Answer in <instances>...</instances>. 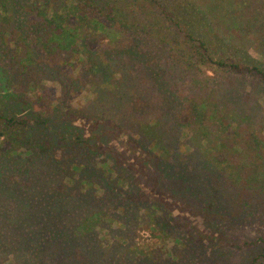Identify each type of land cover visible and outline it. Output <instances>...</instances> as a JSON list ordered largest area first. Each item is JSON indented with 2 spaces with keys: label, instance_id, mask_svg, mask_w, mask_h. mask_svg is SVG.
Masks as SVG:
<instances>
[{
  "label": "rangeland",
  "instance_id": "374dc122",
  "mask_svg": "<svg viewBox=\"0 0 264 264\" xmlns=\"http://www.w3.org/2000/svg\"><path fill=\"white\" fill-rule=\"evenodd\" d=\"M129 1L119 16L127 31L103 33L109 36L101 40L100 30L84 29L78 19L73 26L80 31L59 56L44 45L53 39L47 28L37 38L40 27L28 11L33 1L5 3L0 25L14 31L10 38L37 42L33 65L18 68L0 34V115L27 117L28 137L61 142L62 150L69 146L65 134L93 136V144L75 148L66 167L64 161L54 166L55 143L39 158L19 144L16 156L0 161L19 181L10 191L0 184V264H264V213L253 207L233 212L226 198L234 190H224L209 163L217 156L244 167L229 150L231 139L254 148L256 134L264 137V82L218 65H264V0ZM176 11L183 25L171 29L167 18ZM138 30L143 49L151 47V33L162 39L155 60L139 53ZM190 39L203 42L205 54L193 50ZM76 59L88 63L77 68ZM208 96L227 112L198 120L193 106L210 102ZM153 154L160 155L158 163ZM257 161L251 154L244 164ZM156 165L174 182L172 195L157 190ZM248 169L247 180L264 178ZM185 180L194 183L186 188ZM159 182L164 186L165 178Z\"/></svg>",
  "mask_w": 264,
  "mask_h": 264
},
{
  "label": "trees",
  "instance_id": "16d2710c",
  "mask_svg": "<svg viewBox=\"0 0 264 264\" xmlns=\"http://www.w3.org/2000/svg\"><path fill=\"white\" fill-rule=\"evenodd\" d=\"M8 1L4 2V0H0V15L7 14V8H6L5 3L9 4V6H14V4L10 2V0ZM31 1H33L34 6L32 7V9L28 10L29 13L33 11V14L30 16V18L32 20V23L38 22V26L40 27V30L39 29L37 30L38 32L37 38L39 39L40 37L39 33L44 32V29L47 28L48 30L45 34L49 36L51 34L53 39L51 43L45 42L44 45L48 46L49 44V46H51L50 51L54 52V54H58V56L62 55V53L65 52L64 50H68L71 48V45H72L71 43H72V40L75 38V34L78 32V30L80 31L78 27L73 26L74 22L78 19H79L78 20L79 25H81L84 29H87L93 26L95 30L96 29L100 30L99 32H102L101 37H100L101 40L106 39V37L109 36L106 34L104 35L103 33H113L112 35L115 36V34L117 33H121V32L124 33V30L125 31L128 30L124 27L125 23H123L121 19H119V16L123 15V10L128 7L129 2H130L129 0H60L59 2L58 0H31ZM59 7L63 8L62 9L64 10L63 14H60ZM180 13L179 11H176V13H174V15H176L175 17L177 18V15L181 16ZM174 15L173 13H171V15L169 14L167 18L168 19L167 22H169L170 24H171L170 21L173 22L171 26H169L171 29L172 28L177 29V27H179L180 25H183L180 18H177L175 21L172 20L174 18ZM205 15L208 16V14H205ZM194 20L197 21V13H196V16H194ZM191 21L192 20H189L190 24H191ZM134 30H137V29L134 28ZM0 31H1L0 34H3L2 39L5 41L4 42L5 55L8 56L11 64L14 67L19 65L18 68H27V67L30 68L31 65H33V63H31L32 60H29V58L33 56L31 47L34 46V42L37 39L35 40L34 38L31 37V40H29L26 37L25 38L21 37L22 41L14 40L13 38H10V36L12 35L11 32L13 30H7L6 27L3 25H0ZM186 31H187L186 34H188L189 38H193L192 33H194V31L191 30L192 33L187 29ZM136 32L138 33L140 32L139 36L136 38L138 42L137 49L139 53H144L146 55L145 61L150 62L151 59L155 60L156 55L160 56L157 50L161 52L160 50H162V48L165 47L160 41L162 39L159 36H157V34H153L154 32L151 33L150 36L148 37V41L151 42L152 45L151 47H146L143 49V44L146 43L143 41L145 40V37H142L140 35L142 33L140 30ZM5 35H8V36L5 37ZM109 38L111 39V37ZM47 40L48 39H46V41ZM192 40L190 39V41L193 43ZM1 42L2 40L0 41V43ZM199 44L197 45L193 43L192 49L197 51L199 54L200 52L205 54L206 49L203 46L204 45L203 42ZM145 45H148V44H145ZM41 51L43 50L41 49ZM42 53H44V51ZM22 60L24 63L22 62ZM74 62L77 68H80L82 65H86L88 63L87 60L80 61L79 59L74 60ZM218 65L224 68H227L237 74L251 75L253 78L257 80H262L264 82V65L255 60H250L248 64H239L237 62H228V63L220 62L218 63ZM208 97L210 101L211 96H208ZM226 109L227 107L225 106L219 109L217 104L214 101L208 102V100H205V103L204 101H202V103L197 102L193 106V111L195 113L194 116H196L195 118L198 120H200L204 116H205L204 120L212 116L215 117L214 111H216L219 114L226 113L227 112ZM31 114L33 118V119L31 118L32 120L37 122V124L39 125L40 124L43 125L47 130L49 129L50 126L49 125L47 126V122L45 118L42 119L38 116H35L32 112ZM155 122L157 123L158 120L155 119V121L152 123L155 124ZM30 124H31V121L27 117H23L21 119H15V118H6L0 115V161L2 160L3 162V160L11 159L12 157L16 156V150L18 151L17 147L19 144L20 145L23 144V146H25L24 153H27L28 156L30 155L31 158L32 157L39 158V157L45 156V152H46L45 150L49 149V146L53 145L55 142H52L50 139H47V138L41 141H37L34 137H28L27 132L31 131V128H33L32 127L33 125H30ZM107 125L111 126V124H107ZM257 126L260 127L259 124L255 125V127ZM233 127H234L233 128L234 130L238 128L237 125H234ZM48 135H50V133H48ZM256 136H257V141L255 142L256 146L254 148H249L245 146L244 142L237 141L235 138L231 139L233 143H230L232 145L229 148V150L235 151L238 154V157L240 156L239 160L241 161L242 165H245L244 167H242L241 165L240 166L236 165V167H239L236 170V167H234L233 163L222 161L217 156L213 158L211 157L209 159V163H211L210 161L213 160L211 163L213 166L212 168L218 174H221L224 179L223 180V185L225 186L224 190H226V188H230L234 190V192L229 194L228 195L229 197L227 196L226 198V201H228L229 207L233 209V212L234 211L239 212V210L241 209L242 210L251 209L253 207V208H256L257 210H260L262 213H264V178L259 179L257 175L255 176L253 175L252 178L250 177V180H252L250 181V180H247L248 179L247 176L245 177V173H247V171L249 170L248 167L250 168L249 172H253L252 174H261L262 176H264V137L260 133H259V136L257 134ZM62 138L66 140L65 142L66 144L68 143L69 146L63 150H62L61 142H56L55 148L53 146V150L55 152L56 150L59 151V153L56 152L57 155L52 153L54 156L51 158L53 161H55L54 166L56 168L60 166L61 161H64V164H62V166L66 167L69 161L75 158V155H76L74 152L75 148H85L86 146H90V144H93V143H90L91 140L93 139V136H88L82 139L79 137V135L74 137V135L71 136V135L65 134ZM136 138H140V136L136 135L135 140ZM30 143H32L34 146L37 145L36 147H39L40 149L34 150L35 149L34 147L32 149L29 145H26ZM161 143H162V147L165 148L166 145H164L163 142ZM215 143L219 144L220 147L221 146L226 147V145L228 146V143L225 144L224 142L220 140ZM151 145H153V148L157 150V149H160L159 147L161 144L158 140H156V141H153ZM157 153H158V150L156 151V154ZM18 154H22V151L21 153L19 152ZM251 154H253L255 158L258 159V161H262V162L260 164L257 163L258 161L255 162V164L251 162L250 164H247V163L244 164L248 160V155H251ZM157 156H160V155L159 154L154 155L153 157L156 158V161L158 163V161L160 160L158 159L159 157ZM120 171L121 173L126 172V170L121 167H120ZM162 171H160L157 167L156 173L154 175V178L156 179V182H157L156 188L159 192L161 190L164 193L169 192L172 195L173 193L171 190L175 191V188L173 186L174 182L171 181L168 177L164 176L166 174L161 175L160 173ZM227 174H230V175L232 174L233 177H231L230 175L227 176ZM161 177L165 178L166 183L164 184V186H162L163 183L161 184V182H159V178L161 181ZM0 182H1L0 184L2 187L3 185L5 186V189H6L5 191H10L11 190L10 188L14 184H17L19 182L15 174L9 175L6 172L5 166H3L2 163H0ZM183 182L185 183L186 188H187V185H190V184L193 185L194 183V182H188V181L186 182V180ZM215 183L217 185L220 184L219 181ZM194 186L196 188H199L202 186V182L197 180L195 181ZM176 188L177 190H180L178 186ZM0 191H2V189ZM180 194L182 195V197H185V198L187 196L184 193H180ZM162 204L163 203L161 202L159 206H161ZM262 256H264V253L262 254ZM254 260L256 261L257 258H254Z\"/></svg>",
  "mask_w": 264,
  "mask_h": 264
}]
</instances>
